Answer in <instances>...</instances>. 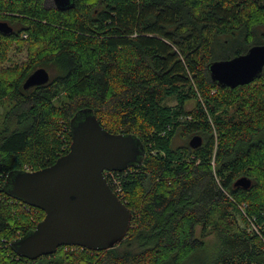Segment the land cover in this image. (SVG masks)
I'll return each mask as SVG.
<instances>
[{"label":"trees","instance_id":"obj_1","mask_svg":"<svg viewBox=\"0 0 264 264\" xmlns=\"http://www.w3.org/2000/svg\"><path fill=\"white\" fill-rule=\"evenodd\" d=\"M0 21L13 27L0 31V264H264V71L235 88L209 71L264 43V0H0ZM25 46L28 63L3 66ZM40 67L50 80L26 89ZM85 112L144 147L115 171L130 231L107 249L22 257L13 243L45 212L11 196L9 178L68 153ZM194 133L197 148L174 145Z\"/></svg>","mask_w":264,"mask_h":264},{"label":"water","instance_id":"obj_2","mask_svg":"<svg viewBox=\"0 0 264 264\" xmlns=\"http://www.w3.org/2000/svg\"><path fill=\"white\" fill-rule=\"evenodd\" d=\"M61 10L71 8L75 0H54ZM0 31L13 27L0 21ZM214 82L232 88L253 82L264 71V43L254 44L241 55L210 63ZM49 71L40 67L26 79V89L45 84ZM70 151L57 161L35 171H20L9 178L8 193L30 206L42 209L45 217L36 228L13 243L17 253L28 259L53 254L64 245L89 249H107L128 235L133 210L111 187L105 171H124L141 161L144 147L132 133H111L93 112H85L71 129ZM202 143L196 135L193 148ZM246 176L236 185L249 187Z\"/></svg>","mask_w":264,"mask_h":264},{"label":"rangeland","instance_id":"obj_3","mask_svg":"<svg viewBox=\"0 0 264 264\" xmlns=\"http://www.w3.org/2000/svg\"><path fill=\"white\" fill-rule=\"evenodd\" d=\"M47 6H53L55 7V3L54 0H47ZM29 62V56H28V49L27 47H23L22 50H19L18 47H14L13 49L10 50L9 53V58L6 61L5 64H3L4 67H8V66H14V65H19V66H23L26 63ZM1 66V65H0ZM51 74L53 75L56 71L53 68H50ZM168 103L170 105H175L176 104V100L171 98L168 99ZM195 102L191 101L188 104V108H191L192 106H194ZM196 135H200L197 133L194 134H190L188 137H184L181 134H178L174 140V145L177 146H183L186 145L187 143H190V141L192 140V138ZM201 136V135H200ZM202 137V136H201ZM202 143H203V137H202ZM238 219H240L238 217ZM241 221V220H240ZM213 237H211L212 239Z\"/></svg>","mask_w":264,"mask_h":264},{"label":"built area","instance_id":"obj_4","mask_svg":"<svg viewBox=\"0 0 264 264\" xmlns=\"http://www.w3.org/2000/svg\"><path fill=\"white\" fill-rule=\"evenodd\" d=\"M105 175L111 185V187L113 188V190L118 194L122 192V186L120 183V180L117 178L115 171H105ZM255 229L257 231H259V229L257 227H255Z\"/></svg>","mask_w":264,"mask_h":264}]
</instances>
